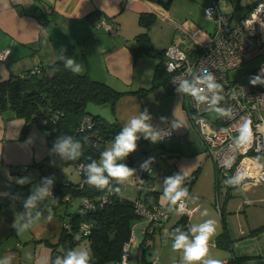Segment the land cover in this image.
Returning a JSON list of instances; mask_svg holds the SVG:
<instances>
[{
	"label": "crops",
	"instance_id": "1",
	"mask_svg": "<svg viewBox=\"0 0 264 264\" xmlns=\"http://www.w3.org/2000/svg\"><path fill=\"white\" fill-rule=\"evenodd\" d=\"M208 1L202 0L203 6ZM218 1L222 9L232 14V20L239 18L234 17V11L240 0ZM253 1L247 0V5ZM198 4L196 2L195 6ZM194 7L189 10L197 11L198 6ZM142 12L154 14L155 21H167L159 30L160 37L164 36L160 43L155 21L148 28L139 23ZM176 13L172 3L165 8L152 0H0V49H9L7 60L0 62V81L41 66L49 72L56 60L71 59L81 65V74L106 82L117 90L150 87L155 66L162 60L161 52L167 45L175 40L182 46L187 37L189 48L194 46L178 25L191 24L211 32ZM103 17L119 24L115 34L98 26ZM143 32L149 33L155 49L152 53L135 56L132 48L137 45L136 36ZM171 87L170 92L160 85L144 95L124 94L115 102L114 112L108 103L90 108L92 113L116 119L121 130L133 116L147 110L151 117L149 123L156 130L170 126L174 131L163 143H152L139 134L143 142L130 154L131 163L141 160L144 154L163 152L164 156L145 177L143 186L132 177L120 184L126 198L133 200L142 198L145 191L153 192L156 199L151 198L148 203L159 202L169 211L163 229L157 230L151 245L145 247L146 259L153 260L152 264H185L182 250L172 249L178 234L171 233L170 227L182 213L165 194L166 180L180 177L181 189L183 180L197 172L186 195L189 209L186 224L192 229L205 221H213L215 234L209 241L206 258L227 264L230 259L243 256V264H264V230L254 232L264 225V184L230 189L217 185L215 164L207 155L200 133L185 108L184 89L180 85ZM161 117L166 119L161 120ZM23 125L24 119L14 111H0V264H52V245L57 243L67 224V216L61 214L79 209L80 203L72 199L66 208L60 209L48 183L53 179L49 174L52 170H43L52 157L44 132L34 124L22 136ZM21 179H25L24 184L18 182ZM53 180L71 181L67 176ZM44 188L48 195H41L39 190ZM30 199L33 202L28 206ZM75 204L78 206L73 208ZM33 215L35 217L29 220ZM147 224V220L139 216L132 221L135 236L128 264L141 262L143 247L138 243ZM224 225L229 237L219 244L217 237ZM88 244L85 239L74 251L88 250Z\"/></svg>",
	"mask_w": 264,
	"mask_h": 264
},
{
	"label": "built area",
	"instance_id": "2",
	"mask_svg": "<svg viewBox=\"0 0 264 264\" xmlns=\"http://www.w3.org/2000/svg\"><path fill=\"white\" fill-rule=\"evenodd\" d=\"M260 4H264V0H254L246 14L232 20V14L222 9L218 0H211L204 6L203 11L206 18L214 21L212 32L207 33L191 24L178 25L194 42V46L189 48L191 55L189 56L184 47L175 40L163 50L169 84H182L185 87V108L200 133L207 155L215 164L217 185L220 188L264 184V162L259 157L264 155V82L261 81V76H264V63L249 72L244 83L231 80L228 76L231 68L251 58L264 57V27L261 23L264 22V11L260 12L258 20L251 27H246L243 23ZM98 26L110 34H115L119 29L117 22L106 17L101 18ZM8 55V48L0 49V62H5ZM39 69L40 67L33 68L19 75L36 73ZM257 77L259 80H256ZM216 108L220 110V114L214 119L210 118L208 113ZM249 121L250 133L243 131ZM90 125V116H83L81 126ZM159 131L164 133L161 143L174 135L170 126H164ZM137 145L139 149L140 145ZM162 156L163 152L157 155L144 154L141 160L125 165L135 169L132 178L142 186L145 177L152 172ZM149 158L154 160L148 169H143L142 165ZM77 168L81 182H84L87 169L82 165ZM50 192L52 193L51 190ZM78 201L84 209L94 206V201L87 197H81ZM105 201L106 196H103L100 204ZM180 205H183L182 211L178 210ZM174 206L182 214L188 215L186 196ZM217 206H220L219 203ZM135 212L148 223L142 229V239L138 244L143 248L150 246L153 234L163 229L168 220L169 211L159 202L147 205L137 200ZM89 227V224L83 222L80 230L86 235L89 233ZM134 236V228L131 225L130 237L123 244L119 258L103 264H128ZM149 263L152 264L153 260Z\"/></svg>",
	"mask_w": 264,
	"mask_h": 264
},
{
	"label": "trees",
	"instance_id": "3",
	"mask_svg": "<svg viewBox=\"0 0 264 264\" xmlns=\"http://www.w3.org/2000/svg\"><path fill=\"white\" fill-rule=\"evenodd\" d=\"M152 1L168 8L173 0ZM154 21L155 16L151 12H142L139 15V23L146 28L150 27ZM136 40L137 45L132 48L135 56L154 52L155 48L148 32L138 34ZM161 55L163 56V51ZM49 69L50 71L46 72L47 68L41 66L36 73H27L24 76L13 75L0 81V111L9 109L24 119L22 136L26 135L32 125L39 126L44 132L50 155L57 153L55 146L63 139L70 138L73 143H79L80 155L77 159L66 160L61 155L59 159L62 164H73L76 167L82 165L86 169L93 162L98 166L101 165L100 159L104 152L105 141L114 139L122 131L116 119H108L103 115L92 113L87 108L89 103L97 105L108 103L114 112L115 102L124 94L144 95L160 85L165 86L169 92L172 88L164 58L155 66L152 85L137 90H117L106 82L92 79L87 74L74 72L61 59L56 60ZM86 115L91 118L90 127L81 126L82 118ZM141 142H143L141 139L137 141L140 146ZM116 162L130 164V155ZM104 176L108 178L109 184L103 188L88 185V172L84 182H81V179L73 182L50 178L51 191L61 205L60 209L66 208L69 200L72 199L87 197L94 201V206L91 208L84 209L80 205L77 210L61 214L63 217L67 216V224L61 231L57 243L52 245V264H56L57 259L63 260L69 251H74L75 246L85 239L89 242V264L116 261L123 244L130 237L132 221L137 218L135 202L140 200L150 205L153 203H148L149 199H156L155 193L143 190L142 198L128 199L123 195L120 183L108 177L106 172ZM196 176L197 172H194L183 180L181 189H187L186 195L190 193ZM103 196H106V201L100 204ZM34 217V215L31 216L29 220ZM83 222L90 225L89 233L86 235L80 230ZM186 222L187 216L182 214L181 218L170 227V232L193 236ZM177 229L180 230L179 233ZM262 230L264 225L256 228L254 232ZM227 236L229 237V233L224 225L217 237V242L221 244ZM58 246L62 248L60 251L57 249ZM145 250L144 247L140 261L149 264L150 261L145 257ZM243 261V256H236L227 264H243Z\"/></svg>",
	"mask_w": 264,
	"mask_h": 264
},
{
	"label": "clouds",
	"instance_id": "4",
	"mask_svg": "<svg viewBox=\"0 0 264 264\" xmlns=\"http://www.w3.org/2000/svg\"><path fill=\"white\" fill-rule=\"evenodd\" d=\"M264 11V4L258 5V7L251 13L250 17L244 20L246 27L258 20L259 14ZM262 27H264V22ZM68 68L73 69L74 72H81V65L76 64L73 60L69 59L66 62ZM259 80V77L256 78ZM256 81H253L255 83ZM212 87V85H209ZM193 90V95H195ZM202 98V97H201ZM151 117L147 110L139 116H133L118 133L113 145L110 149L105 150L101 154V165L98 166L95 162L87 166L88 179L87 183L90 186H96L97 188H103L109 184L108 178L104 176L106 172L108 177L117 181L120 184L126 183L131 178L135 169L129 168L123 163H117L118 160H124L128 155L137 150V141L140 139L139 134H143L144 138L150 140L152 143H157L164 138V133L156 130L150 123ZM165 117H161V120H165ZM175 126V125H174ZM243 131L250 133V121L244 126ZM79 143H73L71 139H63L62 142H58L55 146V151L64 157L66 160H75L80 155L78 149ZM154 158H149L147 162L142 165L143 169H148L149 164ZM20 184L25 183V179L18 181ZM51 184V181H48ZM181 183L180 177L170 178L166 180L165 194L169 196L170 202L176 205L187 194V189H179ZM179 189V190H178ZM41 195H48L47 188L39 190ZM174 193V195H173ZM34 199V198H33ZM33 200L28 201V206L32 205ZM178 210H183V205L179 206ZM207 214L206 212L204 213ZM27 227V226H25ZM179 233L180 230L177 229ZM191 232L194 234L192 239L184 234L180 233L175 236L172 244L173 251L183 252V259L185 264H220V261L214 258H206L209 253V241L215 234V226L213 221L208 220L204 223L193 227ZM90 256L88 250L83 251H69L66 258L63 260L57 259L56 264H89Z\"/></svg>",
	"mask_w": 264,
	"mask_h": 264
},
{
	"label": "rangeland",
	"instance_id": "5",
	"mask_svg": "<svg viewBox=\"0 0 264 264\" xmlns=\"http://www.w3.org/2000/svg\"><path fill=\"white\" fill-rule=\"evenodd\" d=\"M199 3L197 7V11L194 12V10H189V7H194L195 4ZM211 2V0H209L207 2L206 5H208ZM239 7L237 9H235L234 11V17L238 18L242 15H244L250 8V5H247V0H240L239 2ZM195 6V7H196ZM194 7V8H195ZM193 8V9H194ZM172 9L177 10V15L182 16V18H188L190 19L191 23H194L198 26H201L205 29L211 30V32L213 31V27H214V21L211 19H208L205 17L204 12H203V4H202V0H173L172 1ZM167 21H161V20H156L154 25L156 26L154 29H156L157 31V39L158 42L160 43L164 36L162 35L160 37V32L159 30H162L163 25H167ZM156 38V37H155ZM154 38V39H155ZM186 42L182 43V47H184V49L188 52V55L190 56L191 54L189 53V44H190V40L189 38L186 37ZM262 63H264V57H254L251 58L245 62H243L242 64L231 68L228 71V76L231 80H235L236 82H241L244 83L247 81V74L249 72H252L253 70L257 69ZM261 81L264 82V76H261ZM179 86V85H177ZM95 106H97V104H93V103H89L87 105V108H94ZM92 111V110H90ZM220 114V110L218 108L210 111L208 113V116L210 118H216L218 115ZM114 142V139H108L105 141V146H104V151L108 150L112 147ZM160 152V149L159 151ZM52 157L49 159V169H52L50 176L55 179L56 177L61 178L63 176H67V178L73 182H78L81 179L80 176V171L79 169L73 165V164H62L60 162V154L59 153H55L53 155H51ZM262 160V162H264V155H260L259 156ZM101 162V159H100ZM78 205H73V208H76Z\"/></svg>",
	"mask_w": 264,
	"mask_h": 264
},
{
	"label": "water",
	"instance_id": "6",
	"mask_svg": "<svg viewBox=\"0 0 264 264\" xmlns=\"http://www.w3.org/2000/svg\"><path fill=\"white\" fill-rule=\"evenodd\" d=\"M43 170H45V171H47V170H48V171H51L52 169H49V167L44 166V167H43Z\"/></svg>",
	"mask_w": 264,
	"mask_h": 264
},
{
	"label": "bare ground",
	"instance_id": "7",
	"mask_svg": "<svg viewBox=\"0 0 264 264\" xmlns=\"http://www.w3.org/2000/svg\"><path fill=\"white\" fill-rule=\"evenodd\" d=\"M205 6V5H204ZM204 6H203V8H204ZM204 12V11H203ZM209 19V18H208ZM115 22V21H114ZM214 26H215V24H214ZM214 30V29H213ZM178 85H180V86H182L183 87V89H184V94H185V87L182 85V84H178Z\"/></svg>",
	"mask_w": 264,
	"mask_h": 264
}]
</instances>
